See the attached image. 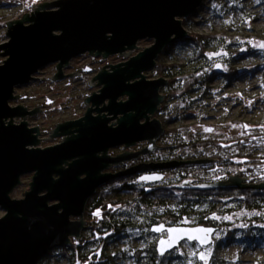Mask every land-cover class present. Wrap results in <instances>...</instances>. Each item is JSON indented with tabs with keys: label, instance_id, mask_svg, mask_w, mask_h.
<instances>
[{
	"label": "water",
	"instance_id": "1",
	"mask_svg": "<svg viewBox=\"0 0 264 264\" xmlns=\"http://www.w3.org/2000/svg\"><path fill=\"white\" fill-rule=\"evenodd\" d=\"M204 1L55 0L32 4L37 5L32 12L24 13L19 20L5 22L8 41L0 44V51L3 50L0 56L6 58L0 64V208L4 211L0 218V264H37L49 251L71 245L72 238L78 241L84 229L86 202L107 182L188 163L186 160L143 162L114 173L104 172L112 165L161 148L156 141L164 128L158 119L151 117L164 100L159 90L168 81L161 77L146 79L145 72L156 66L164 48L188 37L182 19L191 16ZM145 39L153 43L136 55L115 65L100 66L102 70L95 76L98 83L90 86L101 88L84 98V104L90 106L82 118L55 124L49 131L52 134L41 138L64 136L61 143L43 149L36 147L39 128L28 127L24 118L40 111L41 104L32 110L22 105L10 106L9 102L19 97L14 95L16 87L34 81L39 70L50 64H57V72L48 78L61 80L69 62L85 53L102 59L114 55L125 57ZM107 66L109 71L104 68ZM15 118L23 120L16 124ZM72 128L75 130L70 131ZM138 142H147V146L137 152L107 154L110 149L131 147ZM210 162L214 160L200 159L194 164ZM26 174H33L28 183L30 189L23 192L21 199L11 198V192ZM247 181L238 171L225 180L195 183L184 179L173 187L204 191L264 189V182ZM161 226L165 231H153ZM172 228L212 229L210 243L201 245L198 240L184 237L161 255L160 240L168 239L167 230ZM150 231L157 235L166 233L156 243L158 255L164 256L185 241L200 248L209 246L217 228L157 224Z\"/></svg>",
	"mask_w": 264,
	"mask_h": 264
},
{
	"label": "rangeland",
	"instance_id": "2",
	"mask_svg": "<svg viewBox=\"0 0 264 264\" xmlns=\"http://www.w3.org/2000/svg\"><path fill=\"white\" fill-rule=\"evenodd\" d=\"M52 1L55 0H35V2L33 0H0V44L8 41L5 35V22L19 20L24 13L32 12L34 10L32 8L37 7V5L31 6L32 4ZM182 24L188 33L207 34L216 31L226 32L228 35L249 36L242 40H235L237 38H234L223 45L215 43L206 52L207 61L203 62L201 60L203 64L206 63L213 69L218 64L220 71H224L232 64L234 67L241 68V74L231 82H226L221 75H214L207 82L208 91L204 92L197 90L181 95L179 92L174 91V87H178L180 81L175 82L173 86L169 84L171 91L161 87L159 92L164 95V100L151 118L158 119L165 129L164 131H166V135L163 138L161 135L156 141L158 147L164 145L165 147L156 149L157 151H153L150 155L156 157L157 155H163L180 159H190L197 155L199 151L197 148L174 147L173 132L175 131L173 129H178L184 142L203 139L230 141L244 136L250 130L257 131L259 132L257 143L254 146H247V148L253 151L254 156L259 159L257 170H255L257 180L264 181V177L258 178L259 174L264 175V48L259 46L264 44V37H252L259 32L264 34V0H205L200 8L196 10L195 15L190 20L182 22ZM229 42L234 44H229ZM152 43L153 41L150 39L139 41L137 46L140 47L130 51L125 57L123 55L109 56L106 59L95 57V61H93L80 56L73 59L71 67L68 70L65 69L62 73L64 75L65 73H73L78 67L91 64L96 75L100 70V66L123 62L144 48L149 47ZM232 52L233 54H231ZM194 54L193 44L185 42L172 47L169 54L163 56L162 60L168 64L173 61L182 64L192 59ZM231 55H234V58ZM5 59V57L0 56V64ZM191 67V63H187L183 69L188 71ZM104 68H108V66ZM56 72L53 64L40 69L35 75L36 79L34 81L15 88L14 95H19V97L9 102L12 107L22 105L27 110H32L36 105L41 104L38 107L40 111L24 118L28 127L38 126L40 140L36 147L41 149L62 142L60 140L64 136L41 138H46L52 134L49 131L55 128V124L81 117L88 107L83 102L84 98L93 91L98 93L97 90L101 88L98 85H93V87L88 85V81L93 76L91 74H84L79 79L63 78L53 81L48 78ZM145 76L146 79L160 78L155 67L145 72ZM176 79H179V77L176 76ZM19 120L22 121L23 118H15L13 122L17 124ZM116 124L113 123V126H116ZM233 125L237 127H233ZM245 125L247 128L241 127ZM205 129H212V131L208 132ZM166 147L171 148L167 150ZM200 149H204L202 150L204 155L218 153V150H214L212 146ZM122 150L123 148L112 149L110 154L115 155L122 152ZM192 173L193 180L199 182L221 178L213 177L212 172L205 171V169L198 168ZM239 173L241 176V171ZM234 174L236 173H232V175ZM32 176L33 174H26L20 178L21 183L11 192V198H23V192L30 189L28 183L31 182ZM163 176L161 181L152 185L160 187L179 183L176 182L177 178L173 172L164 173ZM132 183L142 186L149 185L147 181L139 179H133ZM224 200L222 208L210 215L212 219L214 216L219 217V219H214L217 231L213 235L212 243L202 248L194 242L185 241L180 243L176 250L171 253L177 259L174 260L175 263L179 261L178 258L182 260L183 257L186 264H189L190 261L191 264H204V261L199 259V255L202 252L207 253L211 249L208 264L211 263V260L220 261L219 264H264V207L249 209L243 206L242 202L232 198ZM127 207L128 205L123 204L117 210L118 215L116 216L121 220L131 216L126 215ZM252 213H260V215H252ZM3 215L4 211L0 208V218ZM225 216H231L232 219L225 220L223 219ZM147 217L148 214L144 211L133 218L136 224L134 230L115 232L102 241L95 237V245H91L86 252L94 250L95 255H99L98 253L104 251V254L111 257L112 264H146V249H149L159 237L166 236V233L157 235L148 231L146 229ZM71 220L75 219L71 218ZM95 221V225H98L99 220L96 219ZM184 221L188 222L185 223ZM192 221L193 216L186 217L181 224L186 226L196 225H192ZM246 231L248 235H246ZM81 237L91 239V230L82 231ZM72 240L74 241V239ZM139 250L142 254L136 259L134 255ZM193 253H196V255H193ZM38 264L71 263L66 257L61 256L59 249H55L49 251ZM80 264L84 263L81 262Z\"/></svg>",
	"mask_w": 264,
	"mask_h": 264
},
{
	"label": "trees",
	"instance_id": "3",
	"mask_svg": "<svg viewBox=\"0 0 264 264\" xmlns=\"http://www.w3.org/2000/svg\"><path fill=\"white\" fill-rule=\"evenodd\" d=\"M195 13L196 11L188 18L182 20V22L190 20ZM261 36L264 37V34L259 32L257 35L252 37L260 38ZM247 37L249 36L236 34L228 35L226 32L216 31H211L207 34L190 32L187 38L168 45L158 56L155 66L158 76L166 79L167 81L169 80L167 84L163 86V89H169L170 85L173 86L175 82L180 81L178 87H174V91L179 92V94L182 95L189 92H196L197 90H201L203 92L208 91L209 88L207 82H209L214 75H221L222 79L226 82L233 81L241 74V68L234 67L230 64L224 71H220L221 69L217 70V67L213 69L211 66L206 65V63L203 64V62L207 61L206 52L208 51V48L215 43L223 45L228 41H232L234 38H237L235 40H242ZM185 42H190L194 46L195 54L192 59L182 64L175 61L168 64L166 61L162 60L163 56L169 54L172 47L184 44ZM231 43L232 42H229V44ZM231 54H233V52ZM231 56L234 58V55ZM201 60H203V62ZM187 63H191L192 67L188 71H185L183 68ZM176 76L179 77V79H176ZM169 91H171V89H169ZM173 130L175 131L173 132L174 147L197 148L199 149L197 155L191 157L190 159H180L178 157L163 155H157V157L148 155L146 159L148 163L152 161H188V163L179 167L168 169V171L175 174V177L177 178L176 182H181L184 179H193L192 172L198 168L212 172L213 177L221 178L200 182L193 180L195 183H208L225 180L232 173H238V171H241V177L248 179L249 184H259L264 182L257 180V173L255 172V170H257V162L259 159H257V156H254L253 151H250L247 148V146H254L257 143V135L259 132L250 130L249 132H246L244 136L223 142L218 140L215 141L213 139H203L200 141L190 140L184 142L178 129ZM164 132L162 134V138L166 135V131ZM209 146L214 147V150L217 149L218 153L204 155L202 151L204 149L200 148ZM170 148L167 150H170ZM200 159H214V162L202 165L194 164V161ZM157 171L162 172L165 170ZM135 175L113 179L95 191L94 195L89 198L85 205V220H88L90 228H85L84 231L89 229L91 230V240H84L85 238L81 237L80 234V239L77 241V244H75L76 240H72L70 246L58 248L59 252H61V256L66 257L71 264H80L81 262L84 264H112L111 257L104 254V251L98 253L99 255H95L94 250L88 252H86V250H88L91 245H95V243H93L95 237L102 241L115 232L117 233L124 232V230L136 229V224L133 218L137 215L139 216V214L144 211L148 214L146 229L150 231L151 227L157 224H164L168 226L182 225L181 223L183 219L191 216H193L192 225L196 224L216 227L215 221L210 217V215L220 210L224 205V199L227 198H232L238 202H242V205L248 207L249 209H257L260 206L264 207V189L245 187L240 189L228 188L204 191L178 189L173 187V184L160 187H155L151 184L142 186L136 185L137 183H132V179ZM261 177H264V175L259 174L258 178L260 179ZM123 204L128 205L129 208L127 207L126 209V215H131L130 218L126 217L121 220V218L110 214V211H113ZM97 212H99V215H96ZM96 219L99 220L98 225H95ZM245 233L248 235L247 231ZM159 238L149 247V249H146V264H186L183 257L182 260L178 258L179 261H176L175 263L174 260L177 259L172 256V252L165 254L164 256H159L156 251V243ZM141 254L142 252L139 250L135 253L136 256L134 255V257L137 259ZM96 256H98V258H96ZM210 262V264H219L220 261L215 262L214 260H211Z\"/></svg>",
	"mask_w": 264,
	"mask_h": 264
},
{
	"label": "flooded vegetation",
	"instance_id": "4",
	"mask_svg": "<svg viewBox=\"0 0 264 264\" xmlns=\"http://www.w3.org/2000/svg\"><path fill=\"white\" fill-rule=\"evenodd\" d=\"M80 56H83V57H87L89 60H93V61H95V57H93V56H91L90 54H88V53H85V54H83V55H80ZM80 56H78V57H80ZM77 58V57H76ZM75 59V58H74ZM73 60V59H72ZM71 60V61H72ZM71 61L69 62V64H68V66L66 67V68H64L63 69V71L66 69V70H68V68H70L71 67ZM52 65V64H51ZM53 66L55 67V69H56V67H57V64H53ZM102 70V69H101ZM101 70H100V72H101ZM105 70H107V71H109V69L108 68H105ZM57 71V70H56ZM104 71V70H103ZM99 73V72H98ZM97 73V74H98ZM74 74V76H72ZM84 74H91V75H93L92 76V78L88 81V85L90 86V83H95V82H97L96 80H95V76L97 75H95V69L93 68V67H91V64L90 65H84L83 67H78L76 70H75V72L74 73H72V74H70V73H65V79H71V78H77V79H79L80 77H82ZM98 83V82H97ZM93 87V86H92ZM100 87V86H99ZM95 94V91H93V92H91V94L89 95V96H91V95H94ZM88 95H87V97H89ZM126 99V98H125ZM125 99H123V100H125ZM90 106V105H89ZM88 106V107H89ZM88 107L86 108V110L88 109ZM86 110H85V112H86ZM85 112L83 113V115L81 116V117H79V118H77V119H73V120H68V121H74V120H78V119H80V118H82L83 116H84V114H85ZM93 115L95 116V113H93ZM67 122V121H66ZM75 130V128H72L70 131H74ZM72 135H74V133H71V136ZM147 146V142H138V143H135L133 146H131V147H124V146H119V147H116V148H113V149H117V148H123V150H122V152H120V153H117V154H115V155H112V154H110V152L112 151V149H110L108 152H107V154L108 155H110V156H116V155H119V154H123V153H127V152H137V151H140L141 149H143L144 147H146ZM162 147V146H161ZM133 148H134V150H133ZM167 148V147H166ZM158 149V148H157ZM165 149V148H164ZM168 149V148H167ZM166 150V149H165ZM154 151H157V150H154ZM153 152V151H152ZM152 152H150L149 154H147V155H141V156H139L137 159H135V160H131V161H127V162H124V163H120V164H118V165H112V166H110L107 170H105L104 172L105 173H109V172H117V171H119V170H123V169H125V168H127V167H129V166H132V165H135V164H138V163H143V162H145V163H147L148 161H147V159H146V157L148 156V155H150ZM157 153V152H156ZM153 162V161H152ZM199 165H202V164H199ZM174 169V168H173ZM168 170H165V171H162V172H159V171H148V172H146V173H139V174H137V175H135V177H133V179H139V180H142L141 179V177H146V176H154V175H156V173H160L162 176H161V179L160 180H147V182L149 183V184H155V183H157V182H159V181H161L162 179H163V175H164V173H169V172H171V171H168ZM103 172V173H104ZM132 179V180H133ZM193 180V179H192ZM153 186V185H152ZM155 187H157V186H155ZM100 188V187H99ZM94 195V194H93ZM92 195V196H93ZM91 196V197H92ZM90 197V198H91ZM89 200V199H88ZM87 200V201H88ZM87 203V202H86ZM120 207V206H119ZM119 207L118 208H116V209H114L113 211H110V214H112V215H114V216H116L115 214H117V210L119 209ZM85 209H84V213H83V221H84V229L82 230V231H84L85 230V228H90V225L88 224V220H85V217H86V213H85ZM95 212V211H94ZM73 219H77V218H73ZM73 239V238H72ZM92 239H94V238H92ZM84 240H86V241H90L91 239H84ZM93 243H95V240H94V242ZM75 244H77V241L75 242ZM81 244H83V243H81ZM70 246V245H69Z\"/></svg>",
	"mask_w": 264,
	"mask_h": 264
},
{
	"label": "snow or ice",
	"instance_id": "5",
	"mask_svg": "<svg viewBox=\"0 0 264 264\" xmlns=\"http://www.w3.org/2000/svg\"><path fill=\"white\" fill-rule=\"evenodd\" d=\"M35 2V0H33ZM260 47L264 48V44L259 45ZM217 67L219 65L217 64ZM233 127H237L236 125H233ZM247 128V126H241ZM205 131H212V129H205ZM142 180H160L161 177L159 176H146V177H141ZM96 215H99V212L96 213ZM252 215H260V213H252ZM213 219H219V217H213ZM225 220H231V216H225L223 217ZM187 223L188 221H184ZM153 231L156 232H161L165 231V229L161 226L159 228L153 229ZM167 232L169 233L168 239H161L160 240V254L163 255L164 252L168 249L173 247L179 239H182L186 237L188 240H198L201 245L210 243L209 237L211 236L212 229H207V228H195L192 230H182L178 228H172L168 229ZM193 255H196V253H193ZM211 255V249L207 251V253H200L199 259L204 261V264H208V259ZM191 264V261L189 262Z\"/></svg>",
	"mask_w": 264,
	"mask_h": 264
}]
</instances>
